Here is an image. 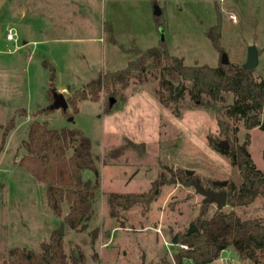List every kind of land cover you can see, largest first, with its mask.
Masks as SVG:
<instances>
[{"label": "rangeland", "instance_id": "374dc122", "mask_svg": "<svg viewBox=\"0 0 264 264\" xmlns=\"http://www.w3.org/2000/svg\"><path fill=\"white\" fill-rule=\"evenodd\" d=\"M156 4L162 10L165 40L157 25L152 0H2L0 264H7L9 250L14 246L39 251L41 243L48 241L52 231L61 224L70 262V256L77 255L80 245L86 256L85 264H176L175 254L183 245L174 244L173 239L196 224L204 206L206 217L222 209L234 210L243 219L264 221L261 196L249 205L232 207L226 203L221 208L215 200L207 202L206 194L197 186L177 181L163 186L152 203L121 207L118 217L111 215L108 201L111 192H147L162 172L167 177L171 175L169 168H183L188 174L196 175L208 190L228 192L230 183L240 184L239 169L229 155L211 146L209 136L218 138L219 143L227 141L228 148L230 144L247 143L256 166L264 171V131L259 127L247 129L241 120L197 106L188 97L181 115H174L156 96L159 81L151 74V59L147 80L141 81L135 75L123 91L125 97H117L110 113L105 112L109 92H103L99 101L81 100L77 113L69 105V116L62 108L50 114H38L36 110L43 98L48 102L51 71L46 62L55 67L57 88L69 83L70 75L79 88L99 71L125 68L138 56L136 48L146 51L165 45L171 54L183 58L186 65L216 67L221 60L243 66L250 49L255 47L259 63L254 74L264 80V0H157ZM106 23L112 25L117 43L104 29ZM218 23L222 27L221 43L225 50L222 56L208 36L209 30ZM10 29L17 33L16 41L7 38ZM90 35L102 37L104 42L61 40ZM27 39L39 42L35 46L20 47ZM68 54L76 56L77 66L70 64L72 70L83 68L78 76L66 71ZM173 81L191 84L177 77ZM225 97L226 105L235 100L232 93ZM21 107L30 111L29 117L28 113H22ZM12 117L16 126L1 148L5 126ZM33 117L47 121L52 128L80 129L92 140L101 188L93 199V215L80 230L71 229L53 214L47 203L45 184L36 181L19 164L28 119ZM219 118L230 125V139L221 133ZM127 138L145 144V150L128 147L123 155L111 156L110 152L124 145ZM83 175L85 179L95 177L88 169ZM67 208L65 204V211ZM209 264L255 263L227 248Z\"/></svg>", "mask_w": 264, "mask_h": 264}, {"label": "trees", "instance_id": "16d2710c", "mask_svg": "<svg viewBox=\"0 0 264 264\" xmlns=\"http://www.w3.org/2000/svg\"><path fill=\"white\" fill-rule=\"evenodd\" d=\"M153 4L157 0H152ZM162 15V13L160 14ZM157 16L158 27H163L164 19ZM221 24L213 26L208 36L214 47L222 56L225 52L221 43ZM111 40L117 43L113 36V27L108 26ZM138 56L132 59L125 68L115 71H101L97 77L88 81L82 87L68 86L66 99L72 106V112L79 111V102L84 99L99 101L103 92H109V99L105 105V112L114 109L111 98L125 97V91L132 83L135 75L141 81L146 77L150 59L153 63L151 74L159 81L156 96L160 103L170 108L174 115L180 116L182 105L187 97L197 106L213 109L236 120H241L247 129L259 127L264 131V80H259L254 69L234 65L230 61L221 60L216 67L208 64L186 65L183 58L175 56L163 45L160 56L153 50L142 51L135 49ZM47 63V64H46ZM50 65L51 77L48 89L49 104L38 111V114H50L55 111L53 106L57 87L55 85V67ZM177 77L184 83H175ZM232 93L235 100L226 105L225 94ZM66 116L71 115L68 108L62 109ZM22 113H26L22 111ZM12 117L5 126L1 148L9 136V132L16 126ZM220 131L229 139L230 125L219 118ZM213 148L231 158L242 176V182L229 184L227 203L232 207L249 205L257 197L263 198L264 206V171L259 169L247 143L229 145V148L219 146L218 138L209 136ZM128 147L144 151L145 144L136 143L127 138L124 145L113 149L111 156L119 157ZM24 150L19 164L26 169L33 178L45 184L47 203L53 214L74 230H80L90 221L93 215V199L101 188V173L96 164V156L92 148V140L80 129L63 127L52 128L47 121L34 119L29 124L26 139L21 143ZM92 170L94 178H84V170ZM170 176L165 173L152 182L147 192L118 193L108 195L110 213L118 217L121 207L130 208L136 204H150L161 193V188L174 181L184 185L202 186L196 175L188 174L183 168H169ZM213 190V189H211ZM68 208L65 211L64 207ZM207 207L196 218L194 230L189 228L179 234L180 247L175 254L176 264H209L218 259L221 252L233 248L243 259H249L255 264H264V221L260 218H241L234 210H217L213 216L206 217ZM73 264H85L86 256L83 248L78 245L77 255L70 256ZM65 248V237L58 229L52 231L48 241L41 243V249L35 250L27 246H14L9 250L7 264H72Z\"/></svg>", "mask_w": 264, "mask_h": 264}, {"label": "water", "instance_id": "95a60500", "mask_svg": "<svg viewBox=\"0 0 264 264\" xmlns=\"http://www.w3.org/2000/svg\"><path fill=\"white\" fill-rule=\"evenodd\" d=\"M0 4H2V0L0 1ZM155 14L157 16H159L162 13V10L160 9V7L155 4ZM160 31H161V37L162 40H165V34H164V27H160ZM153 51L157 52L160 56L162 55V52L160 51L159 48L154 49ZM258 50L255 47H252L250 49L248 58H247V62L243 65V67H245L246 69H255L256 66L259 63V59H258ZM223 61H227V60H223ZM116 101V99L111 98V104H113ZM53 106H55L56 108H62V109H67L69 104L68 101L66 99V96L62 93V92H56L55 93V101ZM219 146L222 148H228V142L227 141H221L219 143ZM204 194H206L207 196V202H211L213 200L218 202L219 207H223L226 203H227V192L225 191H215V190H208V189H204L202 186H197ZM196 228L195 225L192 226L191 230H194ZM59 234L63 235L64 233V225L61 224L60 228L58 229ZM178 238L179 235L177 234L174 239H173V243L174 244H178Z\"/></svg>", "mask_w": 264, "mask_h": 264}, {"label": "crops", "instance_id": "0c3cea01", "mask_svg": "<svg viewBox=\"0 0 264 264\" xmlns=\"http://www.w3.org/2000/svg\"><path fill=\"white\" fill-rule=\"evenodd\" d=\"M107 24V26L105 27V25ZM105 25H104V29L105 30H108V26H109V24L108 23H106ZM109 31V30H108ZM110 32V31H109ZM62 41H75V42H84V43H89V44H92V43H96V42H100L101 40H103V42H104V38H102V37H98V36H96V35H90V36H87V37H74L73 39H69V38H63V39H61ZM39 41L38 40H33V39H27L26 41H24L21 45H20V47L21 46H23V47H26V46H35L37 43H38ZM85 53H83V56H85L84 55ZM65 61H67V63L68 64H65V66H66V71L69 73V75H70V73H72V74H74V75H77L78 74V72H81V71H83V68L81 69V70H78V68L77 67H75L73 70L71 69V66H70V64H73L74 66H77V63H76V56L74 57L73 55H70V54H68L67 56H66V58H65ZM64 61V62H65ZM101 71H99V73H100ZM98 73V74H99ZM82 74V73H81ZM97 74V75H98ZM96 75V76H97ZM78 76V75H77ZM95 76V75H94ZM93 76V78H95ZM70 81H69V83H67L66 82V84H63L62 86H60L59 88H57L58 89V92H62L63 94L65 93V92H68V86H69V84H71L72 86H76V87H78V85L75 83V80L73 79V77L70 75ZM93 78H91V79H93ZM90 79V80H91ZM72 82V83H71ZM70 85V86H71ZM65 96H66V93L64 94ZM49 104V101L47 102L46 101V99H42V101H41V103H38V107L36 108V110L37 111H39L41 108H43V107H45V106H47ZM26 113H28V117L30 116L29 114V110L28 109H26V107H21ZM39 109V110H38ZM58 109H60V108H58ZM35 110V111H36ZM42 116V115H41ZM37 118V117H36ZM35 117H33V119H28V121L30 120V122H29V124L31 123V121H33L34 119H36ZM29 128V127H28Z\"/></svg>", "mask_w": 264, "mask_h": 264}, {"label": "built area", "instance_id": "2783aa9c", "mask_svg": "<svg viewBox=\"0 0 264 264\" xmlns=\"http://www.w3.org/2000/svg\"><path fill=\"white\" fill-rule=\"evenodd\" d=\"M7 38L9 40L16 41L17 40V33L14 30L10 29L8 34H7ZM183 247H187V246L183 245Z\"/></svg>", "mask_w": 264, "mask_h": 264}]
</instances>
